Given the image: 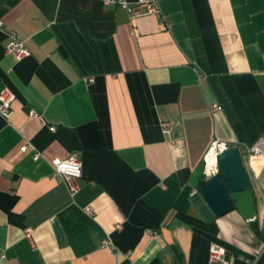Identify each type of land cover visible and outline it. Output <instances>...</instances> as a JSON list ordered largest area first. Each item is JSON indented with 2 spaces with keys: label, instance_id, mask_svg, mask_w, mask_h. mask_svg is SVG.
<instances>
[{
  "label": "crops",
  "instance_id": "crops-1",
  "mask_svg": "<svg viewBox=\"0 0 264 264\" xmlns=\"http://www.w3.org/2000/svg\"><path fill=\"white\" fill-rule=\"evenodd\" d=\"M155 3L130 19L99 0H0V90L15 93L0 116V264H208L213 243L228 264H264V154L247 153L264 138V0ZM9 31L28 57L5 51ZM215 137L241 150L253 221L192 205ZM73 153L70 196L50 161Z\"/></svg>",
  "mask_w": 264,
  "mask_h": 264
},
{
  "label": "built area",
  "instance_id": "built-area-1",
  "mask_svg": "<svg viewBox=\"0 0 264 264\" xmlns=\"http://www.w3.org/2000/svg\"><path fill=\"white\" fill-rule=\"evenodd\" d=\"M104 5L117 6L119 8L125 9L129 15L130 19L135 17H140L143 15L155 14L157 12V7L155 0H138L136 2H130L128 0H99ZM1 25V21H0ZM9 41L5 46V51L7 53H12L17 60H21L30 55V51L25 46L23 39L14 31L7 32ZM15 99V93L9 86H4L0 90V116L8 119L11 114V103ZM211 110L220 109L219 105L212 104L210 106ZM29 117H36L40 120L43 125H46V121L43 116L34 110H29ZM161 127L164 132L168 131L169 123L166 121H161ZM49 129L53 131L54 126H49ZM230 144L222 139L215 137L202 157V173L206 179H210L219 174L218 156L223 151L228 149ZM31 149L33 151V160H38L42 157V153L36 150L29 143H24L21 145L20 150L26 151ZM247 153L253 155L264 154V138H260L258 141L253 143L247 148ZM50 164L54 170V176L60 177L64 185L66 186L70 196H75V194L80 190L81 185L79 179L82 176V161L80 157L73 153L64 159H52ZM198 194L197 188H192L189 192V198L192 200ZM85 213L92 216L93 212L90 207L84 209ZM254 217L251 220L253 221ZM260 230L264 236V217L259 221ZM25 237L30 238L31 230L26 228L24 230ZM148 234L150 236L158 235L156 230H149ZM102 247L108 249L112 252V244L108 235L102 241ZM208 264H228L225 260V249L216 243L209 246L208 250Z\"/></svg>",
  "mask_w": 264,
  "mask_h": 264
},
{
  "label": "water",
  "instance_id": "water-1",
  "mask_svg": "<svg viewBox=\"0 0 264 264\" xmlns=\"http://www.w3.org/2000/svg\"><path fill=\"white\" fill-rule=\"evenodd\" d=\"M219 174L198 187L192 205L199 216L210 221L234 210L246 221L255 215V197L243 165L241 150L230 146L218 156ZM53 228L62 242V233L54 222Z\"/></svg>",
  "mask_w": 264,
  "mask_h": 264
},
{
  "label": "trees",
  "instance_id": "trees-1",
  "mask_svg": "<svg viewBox=\"0 0 264 264\" xmlns=\"http://www.w3.org/2000/svg\"><path fill=\"white\" fill-rule=\"evenodd\" d=\"M205 182V179H201L199 182V186L202 185Z\"/></svg>",
  "mask_w": 264,
  "mask_h": 264
}]
</instances>
